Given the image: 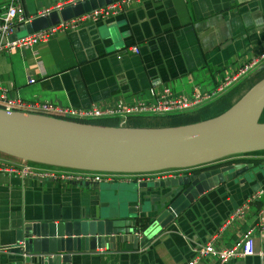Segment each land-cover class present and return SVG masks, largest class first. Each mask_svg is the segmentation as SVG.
<instances>
[{
    "label": "crops",
    "instance_id": "1",
    "mask_svg": "<svg viewBox=\"0 0 264 264\" xmlns=\"http://www.w3.org/2000/svg\"><path fill=\"white\" fill-rule=\"evenodd\" d=\"M74 1L22 0V5L33 18ZM5 2L0 0V15L5 12ZM31 34L19 31L17 38ZM5 46L0 47V108L5 99L75 109L118 100L149 101V87L164 85L175 97L190 96L195 90H212L264 48V0H125L116 14L58 29L45 42L14 49ZM132 46H138L139 52H132ZM263 74L264 61L217 97L187 110L191 114H181L184 123L167 126L198 122L224 111ZM235 86L239 89L227 94ZM104 119L120 126L118 118ZM132 119L135 117L127 123ZM127 123L120 127H135ZM0 157L11 160L2 153ZM232 158L251 160L246 164H253L260 174L248 182L230 181L211 189L137 250L121 251L123 245L117 242L114 250L74 253L62 264H186L197 245L214 237L216 246L229 247L248 228H253L255 253L225 264H264V154L233 155L217 164ZM127 180L61 183L0 173V264H23L22 256L1 248L14 245L16 232L24 224L116 214L117 197L101 190ZM162 191L142 198L138 207L137 202H122L121 207H136V220L148 227L168 204ZM256 195L245 217L231 220L234 210ZM199 264L216 262L206 258Z\"/></svg>",
    "mask_w": 264,
    "mask_h": 264
},
{
    "label": "water",
    "instance_id": "2",
    "mask_svg": "<svg viewBox=\"0 0 264 264\" xmlns=\"http://www.w3.org/2000/svg\"><path fill=\"white\" fill-rule=\"evenodd\" d=\"M117 1L121 0H76L33 17L0 43L16 40L19 31L35 33ZM263 111L264 77L224 112L179 126H102L0 108V153L6 156L97 172L185 171L164 179L107 184L101 191L117 197L116 214L24 224L16 232L14 245L1 249L22 256L23 264H62L74 253L114 250L117 242L123 245L121 251L145 246L211 189L230 181L248 182L260 174L253 164L217 161L264 150ZM159 189L164 190L162 196H168V204L148 227L136 220V207H121L122 202H137L138 207L142 198H150Z\"/></svg>",
    "mask_w": 264,
    "mask_h": 264
},
{
    "label": "built area",
    "instance_id": "3",
    "mask_svg": "<svg viewBox=\"0 0 264 264\" xmlns=\"http://www.w3.org/2000/svg\"><path fill=\"white\" fill-rule=\"evenodd\" d=\"M125 0L117 1L103 8L93 10L89 13L61 22L59 25L50 27L30 36L5 42L7 48L14 49L22 46H33L40 42H45L58 29L75 28L82 21L95 22L106 17L110 13L116 14L120 4ZM61 7L55 8L59 9ZM52 10L48 9L41 13L47 14ZM29 17L23 8L22 0H6L5 12L0 15V40L12 35L16 27L30 22ZM5 44L0 43V47ZM134 53L139 52L138 46L130 47ZM264 61V48L247 63L238 67L233 73L227 74L220 83L208 92L193 91L190 96H173L168 86H152L148 89L149 101L139 99L133 103H125L121 100L114 103L92 104L87 108L75 109L72 107L58 106L49 103L23 102L20 100L5 99L2 109L6 111H19V108L26 109L28 113H35L65 119L76 122L90 121L101 118H118L120 126H124L129 118L144 116H161L172 113L184 112L209 102L219 94L223 93L233 83L239 81L249 72L255 69ZM34 82V79H29ZM19 109V110H18ZM21 111V110H20ZM23 112V111H22ZM84 123V122H83ZM179 170H164L153 173H116V172H97L90 170L72 169L66 167L50 166L39 163H33L21 159L9 160L0 157V173L15 175L22 178L34 177L40 180L59 181L61 183H80V184H98L102 181H112L122 179L143 181L149 178L164 179L180 175ZM256 197H251L234 210L230 216L231 220L244 218L250 209L252 201ZM264 210V207L263 209ZM255 253L253 228L246 229L240 238L229 247L216 246L214 237L204 244H199L194 248V256L186 264H199L209 258L216 264H225L235 258L251 256Z\"/></svg>",
    "mask_w": 264,
    "mask_h": 264
},
{
    "label": "trees",
    "instance_id": "4",
    "mask_svg": "<svg viewBox=\"0 0 264 264\" xmlns=\"http://www.w3.org/2000/svg\"><path fill=\"white\" fill-rule=\"evenodd\" d=\"M264 77V74L263 75H261L258 79H257V81L258 80H260L261 78H263ZM233 103H231L230 105H228L227 107H226V109H228L231 105H232ZM225 109V110H226ZM224 110V111H225ZM224 111H222V112H224ZM222 112H220V113H222ZM220 113H218V114H220ZM218 114H216V115H214V116H217ZM179 116H181V114H174V115H167V116H165L166 118L167 117H172L173 119L170 121V120H167L168 122H170V124H172V125H178V124H182V123H184L183 122V119L184 118H180ZM214 116H212V117H214ZM145 118H148V119H154L155 121H159V120H157L156 118H159V119H162V118H165V117H157V116H144ZM144 117H135V118H144ZM176 117H179V118H176ZM211 118V117H210ZM83 122H86V123H90V124H97V125H102V123H97V121H95V120H90V121H83ZM130 122L131 121H129L128 123H127V126H140V125H138V124H131L130 125ZM197 122V121H196ZM260 122H264V111H263V113H262V115H261V117H260ZM104 126H118V124L117 123H115V122H110V123H107V124H103ZM161 126H167V125H161ZM150 127H160L159 125H156V126H150ZM255 154H264V150H261V151H255V152H249V153H244V154H238V155H234V156H240V155H255ZM233 156V155H232ZM230 157V156H229ZM241 161H246V162H243V163H249V162H251V160H248V159H234V158H232V159H230V160H228V162H233V163H238V162H241ZM139 221V220H138ZM140 223V222H139ZM140 225H142V224H140ZM142 227H145V226H142Z\"/></svg>",
    "mask_w": 264,
    "mask_h": 264
},
{
    "label": "rangeland",
    "instance_id": "5",
    "mask_svg": "<svg viewBox=\"0 0 264 264\" xmlns=\"http://www.w3.org/2000/svg\"><path fill=\"white\" fill-rule=\"evenodd\" d=\"M243 83V82H242ZM242 85V84H241ZM237 89H239V86H235L234 88H232L230 91L227 92L230 93V92H234L236 91ZM240 95V94H239ZM243 94L240 95V97L242 96ZM237 100L234 101V103L236 102ZM192 112L191 111H184V112H179V113H172V114H169V115H174V114H182V115H185V114H191ZM167 115H161V116H158V117H165ZM191 119L193 120H196L198 119L197 117L198 116H190ZM189 117V119H190ZM112 123L113 121L112 120H107V119H100L97 121V123ZM131 124H138L140 126H156V125H168L170 124V122H168L167 120H162V119H159V121H155L154 119H148V118H135V119H132L131 122H130V125ZM4 155V154H3ZM7 158H10V159H14L12 157H9V156H6ZM103 182V181H102Z\"/></svg>",
    "mask_w": 264,
    "mask_h": 264
},
{
    "label": "flooded vegetation",
    "instance_id": "6",
    "mask_svg": "<svg viewBox=\"0 0 264 264\" xmlns=\"http://www.w3.org/2000/svg\"><path fill=\"white\" fill-rule=\"evenodd\" d=\"M227 162V161H226ZM225 163V162H224ZM198 170H200V169H202V167L201 168H197Z\"/></svg>",
    "mask_w": 264,
    "mask_h": 264
}]
</instances>
